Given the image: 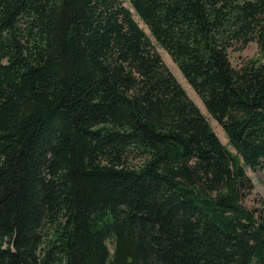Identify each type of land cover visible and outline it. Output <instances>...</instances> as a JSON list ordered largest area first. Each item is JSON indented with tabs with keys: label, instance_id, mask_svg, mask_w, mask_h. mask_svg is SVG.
Masks as SVG:
<instances>
[{
	"label": "trees",
	"instance_id": "trees-1",
	"mask_svg": "<svg viewBox=\"0 0 264 264\" xmlns=\"http://www.w3.org/2000/svg\"><path fill=\"white\" fill-rule=\"evenodd\" d=\"M247 168L264 0H0V264H264Z\"/></svg>",
	"mask_w": 264,
	"mask_h": 264
},
{
	"label": "rangeland",
	"instance_id": "rangeland-1",
	"mask_svg": "<svg viewBox=\"0 0 264 264\" xmlns=\"http://www.w3.org/2000/svg\"><path fill=\"white\" fill-rule=\"evenodd\" d=\"M159 51L162 55V59L166 63V65L169 67V70L175 75L177 80L180 82V84L186 89L188 92V96H190L195 103L199 106L201 111L207 116L208 120L210 121L212 127L215 129V133L218 134L222 142H226V136H224V133L221 130V127L218 126L215 120L210 116V114L207 112L205 106L202 104V101L199 96L196 95L193 88L187 83L186 79L184 78L183 74L179 71L178 66L176 63L171 59L170 55L166 53L162 48H159ZM259 47L258 44L253 42H249L246 48H244L241 51H233L231 53V61L235 63H241L244 61H247L249 59H255L260 56ZM248 174L252 177V181L254 183V188L252 192H250V200L247 201V203L251 205H258L256 204V199L259 196H262L264 199V168H257L256 170H252L247 168Z\"/></svg>",
	"mask_w": 264,
	"mask_h": 264
}]
</instances>
